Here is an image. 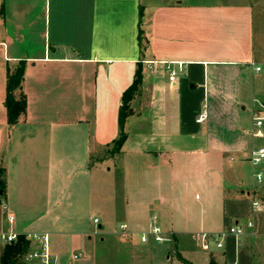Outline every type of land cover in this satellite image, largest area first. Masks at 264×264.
Listing matches in <instances>:
<instances>
[{"label": "crops", "instance_id": "0c3cea01", "mask_svg": "<svg viewBox=\"0 0 264 264\" xmlns=\"http://www.w3.org/2000/svg\"><path fill=\"white\" fill-rule=\"evenodd\" d=\"M256 13L250 0H0V251L4 231L47 232L51 264H87L73 259L96 223L117 264H264V159L261 179L249 159L264 147L250 131L264 103ZM21 61L26 104L9 123L7 74ZM195 189L199 219L185 216ZM118 214L119 229L104 228ZM152 215L171 240L128 245L120 224ZM235 223L243 233L217 245L211 235Z\"/></svg>", "mask_w": 264, "mask_h": 264}, {"label": "built area", "instance_id": "2783aa9c", "mask_svg": "<svg viewBox=\"0 0 264 264\" xmlns=\"http://www.w3.org/2000/svg\"><path fill=\"white\" fill-rule=\"evenodd\" d=\"M175 62H171V65L168 66L169 69V78L171 80H174V77L177 74L178 68L173 65ZM178 63V62H177ZM256 71L261 70V66L259 64H256L254 66ZM252 118L253 123L251 127V134L254 136H264V103L261 101H255L252 105ZM249 159L251 164L255 167V177L257 179H261L263 172L259 165L261 164L262 160L264 159V147L263 146H255L252 147L249 151ZM252 203L255 208H258L261 206L259 199L254 196L252 198ZM3 208H6V204H3ZM8 221H11L13 219V215L10 213H6ZM93 221L97 222L98 217H93ZM248 226H253L252 220L247 221ZM121 230L127 234L130 238L141 242V243H147V242H164V241H170L171 240V231L167 230L163 227V225L158 221L155 215H152L149 217L146 227L139 229V230H131L128 227V224L126 222H122L120 224ZM227 232H233L235 234H241L243 233V226L239 223H235L231 225L228 229V231H222L215 233L211 235V238L216 241L217 245H222V237ZM204 237H208L207 234H202ZM17 237V233L11 229L4 231L1 233V238L4 242H10L14 240ZM28 238H34L36 241H38L39 248L31 253V255L38 260V264H51L52 258L49 252V234L47 232H41V233H28ZM76 256V255H74ZM159 264H165V263H159Z\"/></svg>", "mask_w": 264, "mask_h": 264}, {"label": "trees", "instance_id": "16d2710c", "mask_svg": "<svg viewBox=\"0 0 264 264\" xmlns=\"http://www.w3.org/2000/svg\"><path fill=\"white\" fill-rule=\"evenodd\" d=\"M139 41L141 48L144 47L142 39L139 35ZM24 64L19 62L15 68L8 72L6 80V97L5 105L7 109L8 122H14L17 120L19 114L25 109V95L21 92V95L17 97L14 93V89L18 88L21 84L23 76ZM141 73L140 66L137 67L134 78L130 85L123 91L121 95V104L119 106L118 121H119V133L114 140V148L118 149L124 140L126 133L123 130V122L126 115L129 112V101L135 93L140 83ZM5 187L4 167L0 166V190L3 192ZM1 196V194H0ZM30 241L26 238L24 233H18L17 237L10 241L4 242L0 251V264H19L20 258L28 251Z\"/></svg>", "mask_w": 264, "mask_h": 264}, {"label": "rangeland", "instance_id": "374dc122", "mask_svg": "<svg viewBox=\"0 0 264 264\" xmlns=\"http://www.w3.org/2000/svg\"><path fill=\"white\" fill-rule=\"evenodd\" d=\"M254 2L258 13H256V17L259 19V33L260 36L264 35V0H250ZM20 95V94H18ZM124 130V129H123ZM194 193H197L198 198L194 197ZM204 197V193L202 190L195 189L192 191V194L188 198V204H186V214L185 216H189L192 219L198 218L201 214V202ZM186 217V218H187ZM122 217L118 214L114 216V218H110L109 222L106 224V227H110L109 229H119V223L121 222ZM90 228L87 229V240L89 243L87 244V251H83V255L78 258H74V261L85 259L86 256L90 257L88 259L87 264H117L116 254H115V245L114 243H110L109 240L102 241L100 239L101 236L104 235L103 230L98 228L96 223H93ZM128 245L132 246L136 241L130 238L127 234ZM39 248L38 242H32L28 248V251L20 258L19 264H38L37 258L31 255L32 252ZM79 249V248H78Z\"/></svg>", "mask_w": 264, "mask_h": 264}]
</instances>
